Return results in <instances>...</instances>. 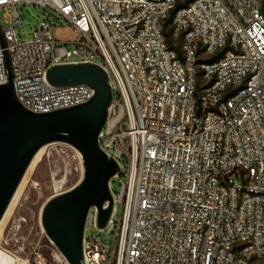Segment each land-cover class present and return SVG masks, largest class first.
Here are the masks:
<instances>
[{"label":"built area","instance_id":"1","mask_svg":"<svg viewBox=\"0 0 264 264\" xmlns=\"http://www.w3.org/2000/svg\"><path fill=\"white\" fill-rule=\"evenodd\" d=\"M18 4L57 10L69 26L53 37L40 21L19 41ZM1 10L27 109L94 94L83 84H49L53 64L90 61L109 75L114 99L99 144L123 173L103 228L112 242L91 234L90 212L86 264L264 262L261 0H0ZM6 80L0 43V84Z\"/></svg>","mask_w":264,"mask_h":264},{"label":"water","instance_id":"2","mask_svg":"<svg viewBox=\"0 0 264 264\" xmlns=\"http://www.w3.org/2000/svg\"><path fill=\"white\" fill-rule=\"evenodd\" d=\"M0 43L7 70V80L0 84V222L36 153L47 144H68L81 156L82 177L44 203L40 220L67 264H86L84 238L90 212L95 209L97 228H105L114 209L111 180L123 173L118 161L99 144L114 99L109 75L100 64L90 61L53 64L46 70L49 84H83L94 94L86 101L34 112L16 95L1 22Z\"/></svg>","mask_w":264,"mask_h":264},{"label":"rangeland","instance_id":"3","mask_svg":"<svg viewBox=\"0 0 264 264\" xmlns=\"http://www.w3.org/2000/svg\"><path fill=\"white\" fill-rule=\"evenodd\" d=\"M264 3V0H261ZM22 23L16 26L19 41L32 38L33 32L38 28L40 21L50 24V33L54 37L60 34V28L69 26L63 15L52 8L39 5L26 4L17 6ZM5 10L0 12V21L3 28L8 23L4 17ZM71 35L70 32H64ZM72 49L74 44L67 43ZM101 59L97 58V62ZM120 163L126 167L125 159ZM83 167L79 152L65 143H52L46 145L42 159L37 167L29 174L24 185L21 198L14 213L3 226L2 249L13 254L26 264H67L55 245L45 234L41 225V211L44 203L53 195L68 190L82 177ZM120 177L111 180L114 193L120 190ZM119 214V208L116 210ZM92 235H99L107 242H112V235L106 230L93 227ZM264 263V262H263ZM260 262V264H263Z\"/></svg>","mask_w":264,"mask_h":264},{"label":"bare ground","instance_id":"4","mask_svg":"<svg viewBox=\"0 0 264 264\" xmlns=\"http://www.w3.org/2000/svg\"><path fill=\"white\" fill-rule=\"evenodd\" d=\"M48 145V144H47ZM43 146L34 156L26 174L23 178L21 184L19 185V188L17 189L5 215L3 216L1 222H0V264H26V261H20L18 258H16L13 254L7 252L6 250L2 249V239H3V226L5 222L11 217V215L14 213V210L16 206L18 205V202L21 198L22 191L24 188V185L26 183V180L29 176V174L37 167L39 162L42 159L44 148Z\"/></svg>","mask_w":264,"mask_h":264},{"label":"trees","instance_id":"5","mask_svg":"<svg viewBox=\"0 0 264 264\" xmlns=\"http://www.w3.org/2000/svg\"><path fill=\"white\" fill-rule=\"evenodd\" d=\"M179 6H181V4H177V7H179ZM177 7H176V8H177ZM262 9H263V12H264V3H262ZM173 12H174V11H173ZM173 12H172V13H173ZM171 16H172V14H171ZM171 16H170V18L168 19V21H170Z\"/></svg>","mask_w":264,"mask_h":264}]
</instances>
